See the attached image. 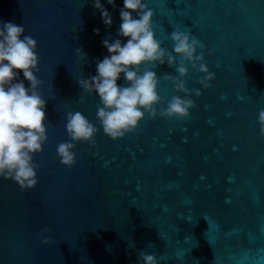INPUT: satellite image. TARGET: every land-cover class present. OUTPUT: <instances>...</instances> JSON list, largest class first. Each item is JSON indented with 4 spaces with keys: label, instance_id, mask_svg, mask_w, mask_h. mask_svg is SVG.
<instances>
[{
    "label": "water",
    "instance_id": "obj_1",
    "mask_svg": "<svg viewBox=\"0 0 264 264\" xmlns=\"http://www.w3.org/2000/svg\"><path fill=\"white\" fill-rule=\"evenodd\" d=\"M145 2L161 46L171 51L170 33L190 31L206 45L216 77L192 96L188 118L145 116L135 132L113 141L96 121L98 97L81 98L77 80L94 75L107 55L102 40L117 38L123 0L115 10L102 0L111 28L92 0H0V22L23 24L37 41L47 100L37 186L22 192L0 179V264H138L140 251L160 264H264V137L257 122L264 110V0ZM185 66L186 87L199 89L201 74ZM152 68L159 109L176 95L162 77L176 73L167 64ZM68 111L98 128L95 146L77 143L71 169L56 154L68 140ZM45 227L48 244L40 240Z\"/></svg>",
    "mask_w": 264,
    "mask_h": 264
},
{
    "label": "clouds",
    "instance_id": "obj_2",
    "mask_svg": "<svg viewBox=\"0 0 264 264\" xmlns=\"http://www.w3.org/2000/svg\"><path fill=\"white\" fill-rule=\"evenodd\" d=\"M114 10L116 0H106ZM94 10L99 11L105 28H111L113 15L102 3L92 0ZM120 26L117 38L102 40L107 55L96 61V72L77 80L81 98L95 94L99 99L96 121L103 134L116 141L135 132L139 123L149 118L186 119L196 107L192 96L199 97L200 89H207L216 74L209 70L205 61L206 45L190 31L173 30L168 39L172 50L168 51L156 39L152 27L153 10L145 0H123L119 8ZM93 32L99 35V28ZM75 53L80 60L86 59L81 48ZM211 54V51L208 52ZM188 66L201 74L197 81L200 88L189 90L185 77ZM175 69V75L165 73L176 95L165 107L158 94L159 78L152 66ZM39 54L37 41L26 34L23 24L14 21L0 22V179L15 183L23 191L34 189L38 182L40 165L35 157L42 153L47 143V100L38 78ZM123 80V84L118 81ZM52 90V85H49ZM67 141L56 146L60 164L71 169L77 162V143L95 146L98 128L80 111H68L65 116ZM259 133L264 137V110L258 114ZM206 219V218H205ZM47 227L40 234L42 244L53 241ZM138 264H160L156 254L140 251Z\"/></svg>",
    "mask_w": 264,
    "mask_h": 264
}]
</instances>
